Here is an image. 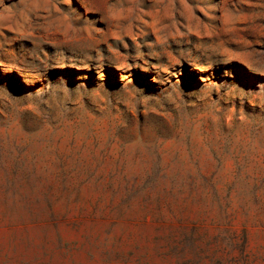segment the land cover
I'll return each instance as SVG.
<instances>
[{
  "label": "rangeland",
  "instance_id": "1",
  "mask_svg": "<svg viewBox=\"0 0 264 264\" xmlns=\"http://www.w3.org/2000/svg\"><path fill=\"white\" fill-rule=\"evenodd\" d=\"M0 264H264V0H0Z\"/></svg>",
  "mask_w": 264,
  "mask_h": 264
}]
</instances>
